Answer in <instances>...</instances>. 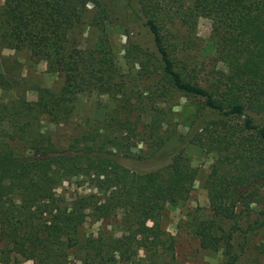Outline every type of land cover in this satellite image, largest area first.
I'll return each mask as SVG.
<instances>
[{
	"label": "trees",
	"instance_id": "trees-1",
	"mask_svg": "<svg viewBox=\"0 0 264 264\" xmlns=\"http://www.w3.org/2000/svg\"><path fill=\"white\" fill-rule=\"evenodd\" d=\"M87 1L99 7V19H112L127 29L134 24L143 27L153 47L145 53L154 58L165 81L184 94L202 98L203 110L186 132L166 136L155 132L161 125L158 115L153 117L151 135L158 150H164L167 142L171 147L162 151L168 161L158 160L147 169L136 167L139 159L124 154L122 143L115 151L104 149L103 142L115 140L109 134L101 135L100 144L89 131L84 139L60 148L50 137L30 133L25 137L29 151L23 152L0 131L1 263L10 264L20 256L31 264H74L66 256L76 252L80 264H193L174 259L173 238L159 218L166 204L188 199L197 169L183 150L203 140L218 158L205 179L212 214L193 218L194 233L202 248L229 251L217 264H239L238 217L248 215L253 205L262 206L254 213L253 228L264 226V0H193L194 8L212 18L217 52L230 69L210 87L175 67L160 25L148 15L143 0H127L119 12L105 0H5L0 6V43L19 38L17 19L29 10L37 31L23 34H30L36 55L55 56L56 51L44 52L42 47L51 41L57 50L64 31L78 19V3L84 6ZM132 45L147 50L139 43ZM9 86L11 80L0 73V87ZM68 90L56 96L41 88L33 104L20 102L6 117L17 120L21 110L53 114L64 104ZM119 123L124 127V120ZM70 175L85 176L97 189L111 186V191L105 199L78 194L66 200L57 188ZM89 214L118 216L120 232L85 234L82 227ZM140 250L145 260L138 257Z\"/></svg>",
	"mask_w": 264,
	"mask_h": 264
},
{
	"label": "rangeland",
	"instance_id": "rangeland-1",
	"mask_svg": "<svg viewBox=\"0 0 264 264\" xmlns=\"http://www.w3.org/2000/svg\"><path fill=\"white\" fill-rule=\"evenodd\" d=\"M105 1L111 2L110 8L119 12L127 0ZM143 1L148 7V15L160 25L175 67L185 76L194 77L198 84L210 87L230 73L229 66L217 52L212 18L205 11L194 8L193 0ZM4 2L0 0V6ZM98 9L91 1L84 6L78 3V19L64 31L57 50L51 41L42 47L44 52L58 53L48 57L36 55L34 50L37 48L33 50L30 34H23L24 30L31 29V34L37 31L30 11L26 10L17 19L16 27L21 30L20 34L18 29L19 38L0 43V73L11 80V86L0 87V119L3 120L0 131L5 139L12 138V145L23 152L29 151L30 142L25 137L30 133H35L36 138L48 136L60 148L69 147L76 139H84L89 131L100 144L101 135L109 134L115 140L103 142L104 149L115 151L116 145L122 143L124 154L139 159L135 160L138 169L151 168L158 160L168 161L167 153L162 151L171 147L167 142L164 150H158L151 135L153 117L156 119L158 115L161 125L155 129L156 133L166 136L173 131L186 132L203 110V100L184 94L165 81L154 58L147 54L153 47L151 37L143 27L134 24L127 29L112 19H99ZM133 42L147 50L133 48ZM41 88L56 96L69 90L64 104L56 107L53 114L21 110L17 120L6 117L12 114V109L19 107L16 105L20 102H25L23 106L33 104ZM122 120L124 127L119 123ZM126 124L132 129L126 128ZM202 143L203 140L190 143L183 150L190 165L197 169L188 199L166 204L159 221L173 238L176 261L217 264L229 251L202 248L194 233L193 218H207L212 214L205 179L218 158L215 151ZM105 189H97L85 176L70 175L58 186L57 193L66 200L78 194H95L105 199L111 186ZM252 208L248 215L238 217L240 229L235 242H239V247L236 245L235 249L239 264H264V226L253 228V220L257 217L254 213L262 206L253 205ZM118 221V216L96 218L89 214L82 231L94 236L100 233L116 235L120 232ZM240 246H243L242 251ZM2 249L4 244L0 237V251ZM79 257L80 254L74 252L67 254L66 259L80 264ZM138 257L145 260V252L140 250ZM10 264H31V261L16 256Z\"/></svg>",
	"mask_w": 264,
	"mask_h": 264
}]
</instances>
